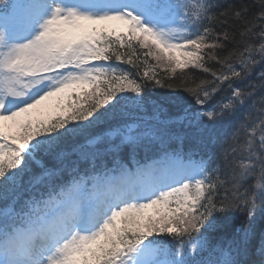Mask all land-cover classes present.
Returning <instances> with one entry per match:
<instances>
[{
    "label": "snow or ice",
    "instance_id": "6c2138e0",
    "mask_svg": "<svg viewBox=\"0 0 264 264\" xmlns=\"http://www.w3.org/2000/svg\"><path fill=\"white\" fill-rule=\"evenodd\" d=\"M187 7L171 0H13L0 9V185L7 188L0 191V199L19 187L29 162L39 170L29 184L39 186L55 176L69 156L98 155L94 148L98 143L118 137L120 143L110 150H119L125 144L161 139L162 133L158 135L149 122L141 120L116 125L94 138L86 136V142L73 145L71 151L61 147L67 139L122 114V104L142 106L143 85L117 65L134 68L144 63L142 78L158 87L163 84L156 78L157 69L168 78L188 69L211 76L196 89H171L187 92L197 111L190 113L186 107L161 120L164 109L153 104L156 124L195 127L204 134L235 115L244 93L232 82L242 81L264 62V26L256 32L259 45H247L232 65L228 59L235 53L224 61L215 55L227 34L210 42L211 29L193 36L187 27V21L200 18L207 5L193 0L194 15L180 11ZM177 15L184 18L178 25L183 31L171 27ZM256 19L264 21V11ZM9 22L18 31L9 33ZM137 47L146 60L137 55ZM206 55L227 70L212 71L206 66ZM259 77L264 80V72ZM224 85L231 88V95L200 111ZM202 120L208 123L201 125ZM235 135L234 131L226 140ZM247 137L241 149L220 143L226 160L243 154L226 165V177L210 178L204 168L190 176L167 157L160 169L149 166L135 176L90 177L94 187L88 195L81 177L53 198L50 211L29 212L23 227L0 228V264H239L228 253L233 248L237 254L246 252L255 236L257 200L264 194V121L252 126ZM46 159L51 163L46 164ZM248 179L253 180L250 190L243 189ZM12 214V208L3 213L9 219ZM232 218L236 221L230 225L232 244L225 253L224 243L214 245L210 237L224 231L229 226L225 221ZM160 236L174 241L170 260L156 259L160 250L151 238ZM185 250H207L218 259L188 260ZM258 250L264 258V239Z\"/></svg>",
    "mask_w": 264,
    "mask_h": 264
},
{
    "label": "trees",
    "instance_id": "16d2710c",
    "mask_svg": "<svg viewBox=\"0 0 264 264\" xmlns=\"http://www.w3.org/2000/svg\"><path fill=\"white\" fill-rule=\"evenodd\" d=\"M175 1V0H171ZM203 4L207 5V11L201 12V16L194 21L195 34L202 32L205 28L212 30L211 40L216 36H223L227 34V39H221L219 42L223 44L222 49H216V57L224 61L231 53L235 55L228 59V63L236 65L240 52L247 45L257 47L260 43L256 39V32L259 28L264 26V21L256 19L259 14L264 11V0H201ZM192 4V3H191ZM0 7H3L0 2ZM237 13H241L237 16ZM223 14V15H222ZM251 28V32H246V29ZM241 33H245L243 36ZM207 54H211L210 52ZM137 55L141 60H146V56L137 47ZM255 56V53H253ZM127 58V57H125ZM259 59L258 56H256ZM206 66L217 73H224L227 68L221 67L220 64L212 60H207ZM115 64L113 58L112 61ZM148 64L152 61L147 60ZM117 67L129 72L130 75L143 85L141 107H135L130 103H124L120 106V113L115 118H110L105 123L99 124L91 129H88L84 134L77 135L75 138H69L61 144V147L67 151H71L73 145H79L86 142L85 137H95L98 134L104 133L112 127L119 124L138 123L139 121L149 122V126L157 130V134L162 133V137L157 141L143 140L137 146L123 145L119 150H110V146L120 143L119 138L112 141H105L94 146L98 155L89 157L87 159L80 158L73 154L67 158L64 166L57 171L55 176L48 178L39 186H30V179L38 174L39 170L32 163L27 164L28 171H26L19 180V187L8 191L6 199H0V228L19 227L23 225L24 217L29 212L38 214L42 210V206L51 197H57L63 193L65 189L70 188L75 182L79 181L81 177L89 181L90 177L94 175H109L116 169L128 168L136 170L142 165L149 164L163 157L174 155L182 158L185 161L193 160L200 162L207 169L206 175L215 177H226L228 165L235 159L242 158V152L229 156L226 160L224 158L223 149L220 143L224 142V148L230 149L235 146L241 149L244 146V141L248 138L247 132L251 130L252 126L259 121H264V80H261L259 74L264 72V62L257 64L251 69V75H248L242 81L232 82V86L239 88L244 93V100L237 107L236 113L233 117H226L223 121L217 123L205 131L204 134H198L195 127H185L184 125H159L152 120L153 104H157L164 109L160 114V119L164 120L177 115L182 112L184 108H189L190 113L197 111L193 103L192 97L187 92L181 90L171 89H196L201 82L211 80V76L206 73L188 69L185 73L177 72L173 77L168 78L167 74L156 70V78L160 80L163 87H158L155 84L142 78V73L145 70V64L139 63L137 67L130 68L128 65H117ZM137 71L141 75H137ZM250 85L254 88L249 87ZM231 88L227 85L221 87V90L213 98V100L205 105L200 111H206L216 104L218 101L227 99L231 95ZM251 93V95H248ZM136 99V97H134ZM103 111V110H102ZM245 117L247 118L245 120ZM201 125L207 124L206 120H202ZM239 127L237 131V127ZM236 132L232 139H227L231 133ZM257 131H259L257 129ZM258 147V146H257ZM46 164H50L49 160H45ZM219 170V171H217ZM253 184L252 179H248L243 183V189H251ZM242 189V190H243ZM0 191H7L6 186L0 185ZM222 191V190H221ZM250 194V192H249ZM218 202V200H217ZM8 208L13 209L12 218L3 214ZM264 194H261L257 200V223L255 228V236L250 240L247 251L236 253L235 248L231 253H228L227 245L232 244L233 232L231 224H234L235 218L225 221L226 225L224 231L213 234L210 237L211 243L219 245L224 243L225 253H228L232 259L239 261V264H264L259 252V246L262 239H264ZM19 217V219H17ZM243 220L244 217L240 216ZM204 233L202 232L201 235ZM156 243L154 247L159 250L171 251L174 247V241L166 236L152 237ZM184 256L188 260L202 261L211 259L217 260V255L210 251H196L185 250ZM224 258V257H219Z\"/></svg>",
    "mask_w": 264,
    "mask_h": 264
},
{
    "label": "rangeland",
    "instance_id": "374dc122",
    "mask_svg": "<svg viewBox=\"0 0 264 264\" xmlns=\"http://www.w3.org/2000/svg\"><path fill=\"white\" fill-rule=\"evenodd\" d=\"M0 2L3 5V7H0V9H5L7 6H10L11 3H13V0H0ZM65 2H75V0H65ZM200 2H202V1L200 0ZM171 3H173L174 5H180V4L187 5L188 6L187 8H181L180 11L181 12L188 11L191 15H194V13H191V5H192L191 3H193V0H175V1H171ZM0 15H2V14H0ZM183 20H184L183 16L177 15L176 16V24L171 25V27H173L174 29H177V31H183V29L178 28V25L183 23ZM194 21H195V19H189L187 21V27L191 29L193 36L195 35V30H194V26H193ZM6 27H7L9 33L13 32V31H18L16 26L13 25L11 22H9L6 25ZM126 95L130 96V98L134 100V96H131V94H126ZM165 158L166 157H163V158L158 159V160L151 162L149 164L142 165L141 167L137 168L136 170H134L135 168L133 170H128V168H126V167L122 168V169H116L115 171L110 173V175L107 174V177L119 179L121 177L122 173H127V174H131L132 176H135L137 174L138 170L146 169L149 166H153V165L156 166L157 169H160L162 167V162L165 161ZM167 158L172 159V160L176 161L177 163H179L180 165H182L183 168L187 170V174L190 176L194 175L198 169L204 168V165L202 163L196 162L193 160L185 161L182 158H180L178 156H174V155H169V156H167ZM101 176H105V175H102V174L101 175H94L93 177H101ZM93 187H94V184H93L92 179H89L88 182H86V180H85V189L88 190L85 192V195H88V193L93 189ZM53 198L54 197H51L46 201L45 205L42 206V210L38 214H35L36 211L34 213L33 212L32 213L35 215H43L45 212L50 211V209L52 207H54V204L52 203ZM1 216H3V214H1ZM19 227H23V226L21 225ZM156 259H159V260H170V259H172L171 251L160 250Z\"/></svg>",
    "mask_w": 264,
    "mask_h": 264
}]
</instances>
